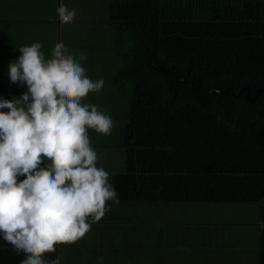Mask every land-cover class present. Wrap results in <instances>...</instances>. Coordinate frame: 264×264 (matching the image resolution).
<instances>
[{
	"label": "trees",
	"instance_id": "trees-1",
	"mask_svg": "<svg viewBox=\"0 0 264 264\" xmlns=\"http://www.w3.org/2000/svg\"><path fill=\"white\" fill-rule=\"evenodd\" d=\"M107 14L131 41L120 202L256 210L262 230L242 234L264 264V0H117ZM23 258L0 240V264Z\"/></svg>",
	"mask_w": 264,
	"mask_h": 264
},
{
	"label": "crops",
	"instance_id": "crops-1",
	"mask_svg": "<svg viewBox=\"0 0 264 264\" xmlns=\"http://www.w3.org/2000/svg\"><path fill=\"white\" fill-rule=\"evenodd\" d=\"M116 1L0 0V97L11 100L27 92L26 85L11 84L8 78V65L19 57V47L41 42L46 58L58 42L73 53L83 51L87 75L105 81L102 92L90 93L87 100L105 109L115 122L109 136L89 130L98 167L109 172L113 186L115 177L125 173L124 132L133 98L126 74L130 37L116 29L107 14ZM61 3L76 9L73 23L60 22L56 10ZM109 204L111 211L85 237L56 246L61 264H256V244L242 234L245 229L255 235L262 230L256 210L207 204ZM230 216L241 219L234 222Z\"/></svg>",
	"mask_w": 264,
	"mask_h": 264
},
{
	"label": "clouds",
	"instance_id": "clouds-1",
	"mask_svg": "<svg viewBox=\"0 0 264 264\" xmlns=\"http://www.w3.org/2000/svg\"><path fill=\"white\" fill-rule=\"evenodd\" d=\"M56 11L62 24L77 16L63 3ZM42 48H18L8 78L27 92L0 97V240L23 254L20 264H61L46 254L78 242L111 211L109 202L120 203L89 135L114 128L107 111L87 100L102 92L104 79L87 75L83 51L58 42L46 58Z\"/></svg>",
	"mask_w": 264,
	"mask_h": 264
},
{
	"label": "water",
	"instance_id": "water-1",
	"mask_svg": "<svg viewBox=\"0 0 264 264\" xmlns=\"http://www.w3.org/2000/svg\"><path fill=\"white\" fill-rule=\"evenodd\" d=\"M229 91H232V96L235 97V98H239V97L242 95V93H243V89L240 90L238 94H236V93H235V90H233V89H229L228 92H229ZM259 92H260V91H259ZM259 92H258V93H259ZM263 96H264V91H263ZM247 98L250 99V95H249V93H247Z\"/></svg>",
	"mask_w": 264,
	"mask_h": 264
},
{
	"label": "rangeland",
	"instance_id": "rangeland-1",
	"mask_svg": "<svg viewBox=\"0 0 264 264\" xmlns=\"http://www.w3.org/2000/svg\"><path fill=\"white\" fill-rule=\"evenodd\" d=\"M130 86H131V85H130ZM131 88H132V86H131ZM112 166H113V165H112ZM113 167H115V166H113ZM115 170H118V169L115 168ZM118 172H119V171H118ZM229 219L232 220V221H234V222H238L241 218H238V216H237V217H235V216H230ZM236 234H237V232H236ZM250 238H252L251 235H250Z\"/></svg>",
	"mask_w": 264,
	"mask_h": 264
},
{
	"label": "bare ground",
	"instance_id": "bare-ground-1",
	"mask_svg": "<svg viewBox=\"0 0 264 264\" xmlns=\"http://www.w3.org/2000/svg\"><path fill=\"white\" fill-rule=\"evenodd\" d=\"M228 2V1H227Z\"/></svg>",
	"mask_w": 264,
	"mask_h": 264
}]
</instances>
